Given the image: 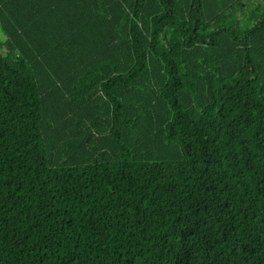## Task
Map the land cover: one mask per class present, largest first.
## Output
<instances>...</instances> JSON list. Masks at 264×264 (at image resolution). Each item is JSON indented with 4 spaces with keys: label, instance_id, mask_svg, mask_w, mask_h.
Instances as JSON below:
<instances>
[{
    "label": "trees",
    "instance_id": "1",
    "mask_svg": "<svg viewBox=\"0 0 264 264\" xmlns=\"http://www.w3.org/2000/svg\"><path fill=\"white\" fill-rule=\"evenodd\" d=\"M0 264H264V0H0Z\"/></svg>",
    "mask_w": 264,
    "mask_h": 264
},
{
    "label": "rangeland",
    "instance_id": "2",
    "mask_svg": "<svg viewBox=\"0 0 264 264\" xmlns=\"http://www.w3.org/2000/svg\"><path fill=\"white\" fill-rule=\"evenodd\" d=\"M0 38H1L2 40H5V39H6V36L0 33Z\"/></svg>",
    "mask_w": 264,
    "mask_h": 264
}]
</instances>
